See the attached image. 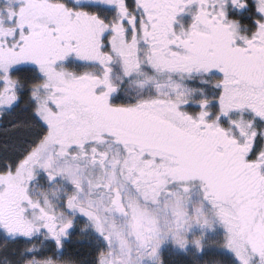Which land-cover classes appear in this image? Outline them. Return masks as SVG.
<instances>
[{
    "label": "snow or ice",
    "instance_id": "obj_1",
    "mask_svg": "<svg viewBox=\"0 0 264 264\" xmlns=\"http://www.w3.org/2000/svg\"><path fill=\"white\" fill-rule=\"evenodd\" d=\"M0 264H264V0H0Z\"/></svg>",
    "mask_w": 264,
    "mask_h": 264
}]
</instances>
